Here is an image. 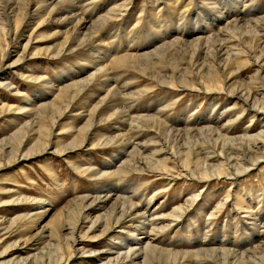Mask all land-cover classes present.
<instances>
[{
	"label": "rangeland",
	"instance_id": "obj_1",
	"mask_svg": "<svg viewBox=\"0 0 264 264\" xmlns=\"http://www.w3.org/2000/svg\"><path fill=\"white\" fill-rule=\"evenodd\" d=\"M4 1L1 0L2 3ZM118 1L123 2V0H94L98 3L96 8L102 11L89 15L91 18L87 17L92 19L103 14L107 6ZM172 1L176 3V7L178 6L176 11L171 8ZM179 1L177 4L176 0H132L127 12L103 26L99 32L100 37L105 39L108 35H112L110 40L115 44L122 42V46L132 40L133 44L130 43L129 46L136 47L135 45L140 43L138 47L143 51L159 39L152 36L155 35L157 27L152 24H157V20L162 19L167 29L182 27L181 29L185 28L183 34L190 35L191 31L199 33L194 35H201L204 34L203 31L209 33L211 30H207L209 24L214 27L217 22L222 21L218 16L222 12L225 18L229 15L231 17L239 10L243 16L250 18L249 12H256L258 6L264 5V0H256L251 7L248 5L244 9L239 7L243 0L237 1V5L234 0ZM183 1L185 4L189 3V6L182 5ZM80 2L86 3L87 0H80ZM48 5L49 8L52 7L54 1L48 2ZM19 7L20 10H18ZM85 7L89 9L88 6ZM156 8L159 10L156 11ZM91 9L90 7V11ZM247 9L249 12L245 15ZM40 10L36 1L30 0L28 5H18L14 11L6 10L0 21L4 25L0 27V154H3L8 147L9 158L13 152L11 146L15 149L20 145L18 152H15L17 156L20 150L41 147L34 137V129L38 126L34 123L38 124L43 120L29 102H37L33 97L41 96L45 91V85L38 79H28L26 76L37 77V73L40 72L43 81L53 82L60 72L64 73L70 67H81L84 64L79 58V55L83 53L81 49L68 52L62 57L44 58L42 62L39 61V58L43 57L42 52L55 49L62 41L60 29L63 22V18L55 17V11L44 18L37 16ZM168 12L173 16L169 17ZM89 13L88 11L87 14ZM155 14L157 15L153 18ZM171 20H175V23L170 22ZM6 22H8L7 25H5ZM171 32L172 30L168 36ZM128 37L134 39H128ZM239 37L244 39L243 46H254L255 34L251 27L241 26V29L236 31L234 40ZM258 37H263L264 43V33L259 32ZM208 45L211 44L208 43ZM246 63L247 65L239 71L241 77L238 81L246 80V77L250 75L254 76L259 68L253 66L254 61ZM259 66L263 69L261 73L263 77L264 59L260 61ZM62 79L61 74L58 80ZM142 79L133 80L134 86L131 90L139 89L140 85L147 82L146 79L148 80L146 77ZM157 100L171 104L169 118L174 125L179 124L180 119L179 125H181L182 113L191 109L185 117L186 123L183 124H186L185 127H193L195 123L198 126L203 125L215 119L216 113L219 112L221 114L216 126L223 133L226 132L228 137L236 136L245 130L247 133H256L264 127L262 116L252 113L250 109L242 105L240 100L228 97L225 93L188 91L166 88L164 85L155 86L152 92L149 91L148 94L143 95L137 101L138 103H134L135 107H132L134 111L131 113H135L137 109L142 110L147 104L150 105L147 109L152 110L156 107ZM69 114L73 112L69 110L66 116ZM72 116L76 118L61 119L62 124L51 130L50 141L54 142L57 148H66V151L69 150L68 144L74 138V135L68 133L70 130L68 127L77 125L75 130L78 131L82 123L86 122L85 113L84 117ZM43 123L48 125L49 121ZM109 124L113 126L112 123ZM104 126L100 123L93 125L92 128L90 126L91 130L86 140L98 139L106 128ZM63 127L68 129L62 130ZM108 132L113 133L112 130H107L106 133L103 132V137L110 136ZM140 134L136 137V141L146 138L145 132L141 131ZM22 137H25V142L20 141ZM42 137L40 133V141ZM50 141L51 151H37L38 154L33 152L28 157L11 163L9 167L0 168V202L9 200V204L0 203V218L3 219L0 225V253L7 250L9 254L4 258L0 257V264H17L23 260L30 261V264H40L42 258L49 264H57L60 257H63L61 264H112L116 258L129 253V245L142 241L136 238L141 235L143 229L139 230L138 227L137 229L135 225L138 222L132 221L142 220L144 217L141 211L144 209H146L144 216L155 224L152 226L150 222V225L144 226L143 235L148 233L151 227L156 226L157 230L158 225L163 226L160 232L155 230L150 235L151 243L159 249L172 252L220 249L242 253V249L247 250L249 245L254 246L264 239V230L259 233L260 227L256 226L257 222H262L264 218V161H260L257 167L237 177L229 179L207 177L201 180L186 178L178 168L179 165L168 159L169 173L159 175L147 171H143L144 173L133 171L125 180L119 182L102 178V176L94 178L90 175L99 169L100 171L106 169L105 167H108L107 165L111 162L117 163L116 156L118 152L123 151L119 148L120 146L112 143L95 147L86 145L65 154H55L51 153ZM122 154L124 157L123 152ZM123 157L119 162L125 159ZM87 167L89 170H84ZM112 183L119 187L113 186ZM121 186H125L129 193L134 192L135 195L132 197L137 205L114 225L108 218L109 213L114 211L113 213L117 214L121 200L113 199L116 191L112 189L115 187L120 190ZM117 193L120 195L122 192ZM195 193L199 194L197 200L184 210L181 217L175 221L167 218L166 213L169 214L176 206L187 203L186 198ZM21 196L31 202L25 206L23 202L16 203ZM82 196L89 198L77 199ZM237 198L239 201L242 199L241 204L238 203ZM219 202H223L224 205L220 206ZM158 217L160 221H157ZM167 223L170 225L165 227ZM106 225L110 228L107 229ZM74 226V235L70 236V229ZM121 241L125 242L123 246ZM119 246H121L120 249H118ZM148 255V264L197 263L195 259L187 257L178 256L175 262V260L167 261L162 253ZM113 264H132V262L121 259L119 263ZM254 264H264V262L256 261Z\"/></svg>",
	"mask_w": 264,
	"mask_h": 264
},
{
	"label": "bare ground",
	"instance_id": "obj_2",
	"mask_svg": "<svg viewBox=\"0 0 264 264\" xmlns=\"http://www.w3.org/2000/svg\"><path fill=\"white\" fill-rule=\"evenodd\" d=\"M29 1L5 0L2 3L0 0V21L6 10L14 11L18 5H28ZM35 1L41 8L37 16L44 18L55 11V17L63 18L60 29L62 41L55 49L42 52L43 57L39 58V61L44 58L52 59L62 57L68 52L81 49L83 53L79 55V58L83 60L84 64L81 67H70L64 73L60 72L57 75V79L53 82L43 81L40 72L37 73V77L26 76L28 79H38L40 80L39 82L45 85V91L41 96L37 95L36 98L33 97L37 102H29L33 106L32 108H36L41 120H43L38 122V124L34 123V125H38L34 129V137L41 147H31L24 151L20 150L17 156L15 152H18L20 145L15 149H12L13 146H11V151L13 152L10 158L7 147L4 153L0 154V168L3 166L9 167L11 163H15L20 158L28 157L33 152L38 154L39 152L37 151H51V146L49 145L51 130L56 128L57 125L62 124L60 122L61 119L74 117L72 115L84 117V113L86 115V122L82 123L78 131L75 130L77 125L75 127H68L70 129L68 133L74 135V138L68 144L67 148L69 150L66 151V148H57L54 146V142L50 141L52 145L51 153L65 154L86 145L95 147L106 146L112 143L120 146L119 148L123 150L122 152L125 156H122V152H118L119 154L116 156V159L118 162L121 157L125 159L119 162V164L118 162H114L113 164L112 162L109 163L107 165L108 167H105L106 169H101L102 171L99 169V171L90 175L94 176V178H101L102 176V178L108 180L121 182L132 174L133 171L135 173L136 171L138 173L147 171L150 173H158L159 175L169 173L167 163L168 159H171L174 164L177 163L179 165L178 168H180L182 175L186 178L205 180L207 177H224L229 179L242 175L257 167L260 161H264V127L256 133H247L245 130L236 136L228 137L226 132L223 133L216 126L219 114H221L220 112L216 113L215 119L207 121L208 124L205 123L198 126L195 123L193 127H185L186 124L183 125L186 123L185 117L188 116L191 109L182 113L183 121L181 125H179L181 119L179 124L174 125L169 118L172 108L171 106L169 109V106L171 104H167V101L164 103L158 102V100L156 107L152 108V110L147 109L150 107L147 104L144 107L142 106V110L137 109L135 113H131L134 103H138L137 101L143 95L148 94L149 91L152 92L155 86L164 85L166 88L188 91L202 90L220 94L225 93L228 97L240 100L243 106L250 109L252 113L259 114L264 119V76L261 77L263 69L259 66L260 61L264 59V43L262 42L263 37H258L259 32L264 33V5L258 6L257 11L253 13H250L247 9L248 11L245 12V15L249 12V15L251 14L250 18L243 16L239 10L237 11L238 13L235 12V16L232 15L229 17V15L225 18L222 12L218 15L222 21H215L217 23L214 27L211 24H207L208 29L204 28L211 30L209 33L207 31H201L204 33L201 35H194L199 33H193L191 31L190 35L183 34L185 28L181 29L182 27H171L167 29V26H164L162 23V19L160 21L157 20V24L150 22L152 26H157L155 35L152 36L159 37V39L141 51L138 47L140 43L135 45L136 47H130L129 44H133L131 40L128 44L122 46V42L115 44L110 40L112 35L101 39L99 34L107 22L117 19L129 10L132 0L118 1L119 3L114 2L107 6L108 8L103 14H99L92 19H89L91 18L89 15L102 11V9L96 8L98 3L94 2V0H87L86 3L83 2L84 5L80 0ZM52 1H54V5L49 8L48 2ZM176 1L179 4L180 1ZM237 1L239 0H234L236 5ZM255 1L243 0L239 7H243V9L248 5L251 7V4ZM172 3L171 8H174L173 11H176L178 6H175L176 3L174 1ZM212 3L214 4V2ZM182 5L189 6V3L185 4L183 1ZM85 6H88L89 9ZM90 7L92 8L91 11ZM157 9L159 10V8H156V11ZM18 10H20V7ZM88 11L90 12L89 14H87ZM170 12H168L169 17L173 16ZM170 22L175 23V20H171ZM7 24L8 22L5 23V25ZM1 26L3 27L4 25L0 22ZM241 26L251 27L255 34V39L252 38V40L254 39V46H243L244 39L242 37L234 40V35L236 31L238 32L241 29ZM171 30V35L168 36ZM128 39L134 38L128 37ZM208 43L211 45H208ZM253 61L255 62L253 66L259 67L254 76L250 75L246 77V80L238 81L241 77L239 71L247 65L246 62L252 63ZM61 74L63 79L58 80ZM142 77L148 78V80L146 79L147 82L141 84L139 89L131 90L134 86L133 80L136 78L143 80ZM136 106L138 107V105ZM69 110L73 114L66 116ZM44 121H49V126L44 124ZM230 121L233 122L231 119ZM98 123L105 125L104 127L106 128L103 129V132L106 133L107 130H112V134L108 132L111 137H103L104 133L102 132L95 141H87L86 138L92 126ZM109 123H112L113 126H110ZM68 128L63 127L62 130ZM141 131L146 133V138L141 139L143 141H136V137H138ZM40 133L43 135L42 141H40ZM24 139L25 137H22L20 141L25 142ZM18 143L20 144V142ZM113 167L114 169H111ZM87 169L89 170V167L84 170ZM112 185L115 187L118 186L115 183H112ZM115 187L112 189L116 191L115 198L113 199H120L121 202L116 215L113 213L114 211L109 213L108 218L114 225L119 223L121 218L137 205L133 201L134 198L132 196L135 195L133 191V193H129V190L125 186H121L120 190H117ZM117 192L122 193L118 195ZM198 196V193L192 194L186 198L187 203L176 206L169 214L166 213L168 215L166 217L172 221L177 220L181 217L185 209L195 203ZM86 198L89 197L82 196L77 199L86 200ZM237 199L238 203L241 204L242 199L240 201L239 198ZM18 201L23 202L24 206L31 202V200L28 201L27 198L22 196L16 200V203ZM0 203L9 204V200H2ZM219 204L220 206L224 205L223 202H219ZM142 212L144 217L142 220L137 219L132 221L138 222L135 227H138L139 230H144L143 227L150 225V222H152V220L150 221L144 216L146 209L142 210ZM262 220V222H257L256 225L260 227L259 233H262L264 230V218ZM157 221H160V219ZM2 223L3 219L0 218V225ZM169 223L165 227L170 225ZM151 224L153 226L155 223L153 224L152 222ZM106 228L108 229L110 227L106 225ZM162 229L163 226H157L159 232ZM74 230L75 226L70 229V236L74 235ZM143 230L141 235H138L136 238L142 239V241L129 245V253L123 254L121 258H116L112 264L119 263L121 259H127L132 264H148L149 253H162L167 261L175 260V262L178 260V256L181 258L187 257L192 260L195 259L196 264H254L256 261L258 263L264 262V239L260 240V243L258 242L254 246L250 247L249 245L247 250L244 248L243 251L242 249V253L220 249H200L197 251H193V249L192 251L188 250V252H172L171 250L159 249L154 246L155 244L153 245L151 243L152 236L150 235L152 231L154 232L156 230V226L149 228V232L145 235H143L145 233ZM121 243V246L125 244L123 241ZM131 250L135 251L130 252ZM0 254L1 258L9 255L7 250ZM62 259L63 257H60L57 264L63 263ZM17 264H30V261L26 262V260H23ZM40 264H49V262H45L42 258Z\"/></svg>",
	"mask_w": 264,
	"mask_h": 264
}]
</instances>
